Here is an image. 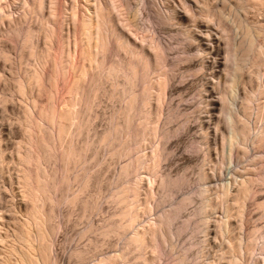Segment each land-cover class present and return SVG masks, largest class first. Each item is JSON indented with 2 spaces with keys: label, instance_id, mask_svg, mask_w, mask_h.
I'll return each instance as SVG.
<instances>
[{
  "label": "bare ground",
  "instance_id": "bare-ground-1",
  "mask_svg": "<svg viewBox=\"0 0 264 264\" xmlns=\"http://www.w3.org/2000/svg\"><path fill=\"white\" fill-rule=\"evenodd\" d=\"M27 1L25 3L29 5ZM46 1L33 0L29 6V12L43 13ZM75 1L78 2V0ZM151 1L153 7L149 5ZM177 1L179 8L174 6L171 0H86L83 5L81 4V7L78 3L73 6L70 14L76 27L74 41L77 48L76 57L74 59L70 57L71 60H67L68 57L65 59L64 56L66 52L63 49L64 38H57L56 35L55 18L57 17L55 16L57 8H59V0H48L49 16L46 18L43 16L39 26L40 31L45 34L43 35L46 37H44L45 42L49 41L44 50H39L35 45H28L29 42H32L30 41L31 37L33 39L31 31L24 35V39H21V33H17V31L15 33L7 31L9 35H13V37H9L11 43L17 45L21 39L20 60L25 57L24 55H28L35 57L38 61L32 72H19L15 75L16 79L14 80L17 81L15 92L27 97L29 96L28 92L41 87L44 79L49 81L47 65L51 55H53L52 66L54 69L52 79L55 80L56 89H53L52 82L53 88L50 90V97L46 98L48 104L40 106L38 110L35 109V100H33V104L28 103L31 105L25 102L26 108L24 112L22 111L24 115L21 113L24 118L21 122L23 126L19 125L26 137L24 140L27 142L28 149H25L27 152L24 153H26L27 160L36 162V169L31 172L26 170L28 173L26 172L24 180H26L28 196L32 203L29 211L31 219L28 222L32 221L37 227L36 234L39 244L35 249L38 254L34 253V255L32 251L34 243L32 245V240L29 238L30 229H26L27 226L23 227L18 223L14 230L16 231L14 236L22 248L18 249L15 243L6 247L8 249L5 253L10 255H4L1 264H56L51 255L53 237L57 231L49 224L48 221L51 220V217L48 216L51 213L54 215L53 209L62 205H69L70 212L81 211L79 220L82 224L85 223V219H89L91 227L87 231L83 228L79 231L80 235H87L89 239V247H87L89 259L100 254L101 264H173L168 263L167 257H163L161 249L163 247L173 249L179 245L181 229H185L187 207L191 209L193 201H191V205H187L188 199L177 197V203H175V191H173L175 175L169 173V167H167L169 165L167 149L172 144L169 139V117L164 116L162 111L161 115L157 112L165 123L160 126L161 119L156 118L157 116L155 118L152 116V118L144 107L150 105L153 100H165L172 96V93H176L178 90L173 91L176 89H174V79H177L178 88L179 85H185V83H178V80L182 78L181 69H187L185 65L194 64L191 57L195 54L202 55L197 62L195 61L200 67H189V69L199 68L201 71L207 69L209 73L211 70L215 73L221 69V73L228 78L225 77L221 83V77H219V81H213V85L217 83L221 87L227 82L228 85L225 90L217 91V93L213 91L214 88L210 90L213 85L210 88H206L205 85L206 93L201 98V103L206 109V114L203 113L205 115L204 119L202 118L203 121L199 119V113H197L199 109L194 115L183 118L187 121L193 118L198 122L197 126L204 131L201 134L203 141H207L211 137V133H209L211 127L223 128L221 137H217L221 141L217 165L212 168V171H207L206 161L203 158L199 168L201 173H198L197 177V193L203 195V199H201V205L195 203L196 217L191 219V227L185 229V233L188 231L191 236V231L195 229L197 235L203 237L201 245L213 238L216 243L219 242L217 235H220L221 239L225 240V246L221 249V259L227 261L228 264H264V257L259 258L263 253L261 243H263L264 235L261 227L264 223H253V219H251L253 217L251 207H257L264 219V107L257 105L256 91H248L244 87L243 92L240 90L241 84H245L246 80H252L251 76L245 72L247 64L252 62L254 56H261L259 59H264V38L260 42L257 41L256 37L259 34L257 25L255 26L239 16L236 19L238 21H235V16L233 19L237 25L235 33L237 34L239 31L238 39H236V34L233 33L235 25H229L227 21H223L219 12L217 13V9H219L225 15L223 7H219V0H201L203 1L202 5H199L201 2L199 0ZM231 5L233 7L238 5L244 10L264 5V0H238L237 3L234 0ZM145 9H153V13L159 15L153 21V26H151V13ZM131 12L136 19L134 21L129 18ZM116 13L119 16L121 14L123 21H119V23H123V30H131L132 33L131 31L129 33L137 41L140 40L137 45L132 43L127 31L121 33L122 36H117L115 33V29H117ZM228 13L229 15L233 13L232 7ZM184 23L185 25H183ZM215 25H219V27H215ZM187 26L190 29L187 30ZM212 27L215 31H221L219 37ZM162 30L179 33L182 41L185 39L198 41L201 53H197L191 47V53H183L181 58L185 61V65L178 63L170 65L171 61L169 62L167 58L170 55L168 52L170 44L161 35ZM57 39V44L54 45ZM223 45L225 48L222 47ZM26 49L28 50L24 51ZM0 51L3 54L7 53L6 57L11 55L3 47ZM15 53H17V47H15ZM11 57H15V55H11ZM125 57L127 58L125 59ZM2 59L0 58V60ZM15 61H17V57H15ZM14 70L17 73V69ZM49 71H51V67H49ZM153 75H156V82L150 80ZM15 77L13 76V78ZM257 77L262 80L263 75L260 71L257 72ZM66 78L68 84L64 89L60 86ZM58 84H60L59 87ZM43 85L47 89L50 87H47L45 82ZM258 85L261 88V83ZM214 93L215 95H213ZM101 97H105V103ZM67 100H69L68 103ZM103 109L107 111L105 115L95 113V111H103ZM167 110L169 111V109ZM218 111H221V117H224V121L221 119L223 125L219 122L212 123V125L211 122L217 119L215 113ZM179 117H173L171 121H177L180 119ZM253 121L258 123L255 134ZM205 124L207 127L203 129ZM44 131H47V134ZM147 133H151L150 137L155 138V143L151 145V151H153L151 157L153 158H148L147 161V163L150 161L149 164L144 161V157H141L145 152L141 149L143 143H140L141 141L147 142L145 139ZM147 137L149 138L148 134ZM197 145L199 147L196 150L211 146L209 143H199V141ZM239 150H241V155H239ZM259 151L262 153L261 157L257 155ZM89 153H95V155L91 157ZM253 153H255V157H253ZM202 155L205 157L204 154ZM207 155L211 156V152H208ZM47 157H49V161L53 159L52 161L59 164L56 166L61 168L59 169L63 172L61 175L57 169L54 172H48L43 167ZM247 157H251V159H247ZM122 159L125 161L121 164ZM245 159L251 161V164L246 167ZM227 161H229V166L235 165L237 176L233 175V170L230 169L229 182L220 185L218 182L223 176V171L225 167L228 168ZM145 163L155 185H157L155 179H159V189L153 190L155 191L153 193V197H155L153 202L156 203L155 210L151 207L147 212L149 214L155 211L151 218L153 220L150 219L151 226L147 228L145 226V229L143 227V230L137 231L135 227L140 218V214L138 215L139 172L145 167L142 165ZM72 164H76L75 169H71V175H69L67 171ZM239 164L243 165V169H239ZM53 167H55V163H53ZM178 168L179 165H177ZM97 171H101V173L97 175ZM57 175L63 179H59ZM101 177H105V179H101ZM212 179L213 181H211ZM209 181L213 183H209ZM63 185L67 189H63ZM215 187H218L215 189L216 196L211 197L210 190ZM73 189H75V193H73ZM61 193L67 195L63 201L59 196ZM177 195H181V193H177ZM103 199L115 205V211L119 212H114L103 227L98 229L92 224V217L101 209ZM169 199L173 201L171 205L167 203ZM47 201L53 206L49 215L46 214L44 208ZM77 201H83V203L79 205ZM213 201H217V203H213ZM157 207H161L158 215ZM163 207L173 208L163 211ZM219 207L222 210L225 209L224 217L221 219L212 216V212L219 210ZM235 207L237 208L234 211L237 210V213L239 211L241 217L238 216L234 219L233 208ZM146 210L144 209V212ZM197 217H201V219L197 221ZM27 225L31 228L29 224ZM211 231H214L215 235H211ZM235 231H237V235ZM91 235L95 237L93 241H91ZM20 245L18 246L20 247ZM97 247H99V253H97ZM148 247L154 249V258L143 255ZM81 251L83 248L71 252L69 261L75 257L81 259ZM15 253L19 254L16 263L11 260L12 257L10 258ZM185 253H187V257L179 264L190 263L193 253L187 247H185ZM225 255L231 258L225 259ZM208 264L217 263L213 260V263Z\"/></svg>",
  "mask_w": 264,
  "mask_h": 264
},
{
  "label": "rangeland",
  "instance_id": "rangeland-1",
  "mask_svg": "<svg viewBox=\"0 0 264 264\" xmlns=\"http://www.w3.org/2000/svg\"><path fill=\"white\" fill-rule=\"evenodd\" d=\"M25 1L27 0H0V49L1 47H3L5 51H9L11 55H15V57H17V61H15V57H11V55H8L6 57L7 53L3 54L0 51V58L1 59L3 58L2 60H0V65H1L0 66V137H1L0 138V264L2 263L4 259L3 257L10 255V254L6 255L7 249H8V248L6 249V247L10 246V244L15 243L18 249L22 248L21 245L18 244L19 242L17 241L16 236H14L16 235L15 233L16 231L14 230H16L18 223H20L19 224L20 226H23V227L27 226L25 228L30 229L29 238L32 240V241L30 240L31 244L33 245L34 243L33 245L34 249L32 251H33V254L34 253L38 254L37 249H35L37 248L36 246L39 244L38 236L36 234L37 227H35L36 225L33 224L32 221H30V223L28 222L31 219L29 211L31 209L30 207L32 206V203H30L31 199H29V196H28L29 195L28 187L25 183L26 180H24V176H26L28 171L31 172L36 169L35 167L36 162L35 163L34 161L33 162L31 161L32 163L28 162L26 153H24V152H27V150L25 149H28V147L26 146L27 142L25 141L26 140L25 134L23 135L24 132L23 130H21L22 129L21 126H23L21 125V122L24 120L22 116L24 115V113H22V111L24 112L26 108V103L28 104L31 102V104H33V100H35L36 110H38L40 106H46L48 104L47 99H49L50 97V90L53 88V84H54L53 89H56V86L54 83L55 80H53L54 78L52 79L54 75L53 74L54 69L52 66L53 55H51L49 57V62L47 65V69H48L47 72L49 73V81L47 82V80L44 79L42 84L40 85L41 87L39 86L40 87L39 89L34 88L30 92H28L29 96L27 97L21 96L20 94L15 92L16 82H17L14 80L16 79L15 75H17L19 72H22V73L32 72L34 70V66H36L38 62L35 57L28 56V55H24L25 57L20 60L21 58L20 55L22 52L21 51L22 50L21 39H24L23 38L24 35L28 31H31V33L33 34V39L31 37L30 41L32 42H29L28 45L30 46L35 45V47H38L39 50H44L48 46V43H49V41L45 42L46 37L45 36H44L45 38L43 37V35L45 34L44 32L42 33L40 31V27H39L41 24V21L43 20V16L45 18L49 16L48 15L49 14L48 0L45 2V9L43 11L44 14L43 13L37 14V13H33L32 11L29 12L30 11L29 6L30 4H32L33 0L27 1L29 5H26ZM85 1L86 0H82V1L78 0V2L76 3L75 0H59V5H58L59 8H57L56 16H55L57 17L55 18L56 19L55 25L57 26L56 35H57V38L61 37L62 39L64 38L65 40L63 49L66 51L64 56H65V59L66 57H68L67 60H71V58L74 59L76 57L75 52L77 49L75 41H74L76 38L75 37L76 27H75L74 21L72 17L70 16V14H71L73 6H76L79 3L81 7V4L83 5ZM171 1H173L174 6L179 8V2L177 0H171ZM233 1L234 0H219V7H223V10L225 11V15H227V17H225V15H223V11H219V9H217V13L219 12V15L223 17V21H227L229 25H235V21H238L236 20L238 19L237 16L245 18L248 22L255 24V26L257 25L256 26L258 30L257 33L259 34H257L256 39L259 42L262 41L264 38V5H261L259 7H249L243 10L240 7H238V5L237 6L235 5V7H233V5H231ZM201 2L199 3V5L203 4V1ZM237 2L238 0H235V3ZM62 4L63 6H61ZM149 5L153 7L152 1L151 3H149ZM209 5H211V3H209ZM231 7L233 8V13L229 15L228 11L230 10ZM62 9L63 10L65 9V10L63 11ZM145 11H149V13H151V26H153V21H155V19H157L159 15H155V13H153V9H145ZM67 14L69 15V18ZM116 14H115V18L117 20L116 21L117 29H115V33H117V36H120L121 33H125L127 31L128 34L127 33L126 34L128 35V37H130L132 43L134 45L135 44L137 45V43L140 42V40L137 41V39H135V37L131 35L132 33L131 30L129 29L126 31L123 30L124 29L123 23H119V21H123L121 19V14L120 16L118 15L119 13L117 15ZM235 16H236L235 21H233ZM129 18H131L133 21L136 20L134 19L132 12L129 13ZM183 25H185V23ZM188 27L189 26H187V30L190 29V27L189 28ZM215 27H219V25H215ZM236 28H237V25L233 27V33H235V31L237 30ZM7 31H9V33H15V31H17V33H21V39H19V43H17V45H15V43H11V39H9V37H13V35H9ZM129 31H131V33H129ZM213 31H215V29H213ZM219 33H221V31H215V34L217 35V37H219ZM237 34H239V31L237 32ZM237 34L235 35L236 39H238V36H239V35L237 36ZM161 35L170 44L169 49H168V52L170 53V55L169 57H167L169 62L171 61L170 65H173V63L185 65L186 64L185 61L181 60V58L183 56V53H191L190 51L191 47H193V49H195L197 53H201L200 51L201 46L196 40L189 41L185 39V41H182L181 35L179 33H173V31L171 32L170 30L167 32L162 30ZM204 35H206V33H204ZM5 37H7V39H5ZM57 41L58 39L55 40L54 45L57 44ZM188 44L190 45V48ZM15 47H17V53H15ZM222 47L225 48L224 45ZM27 50L28 49L24 51H27ZM121 54L123 55V53ZM201 56L202 55H199V54L193 55V57H191V61H194L193 63L195 65L194 64H193L194 66L185 65L187 69L186 68L181 69L182 78L178 80L179 81L178 83H185L186 86L179 85V88H180L179 89L177 87V79H174V84L176 85V86L174 85V89L175 88L176 89L173 91L178 90L176 93H172L173 95L170 96L168 99H165L166 101L164 99L161 101L153 100L152 101L153 103L151 102L150 105H147L146 107H144L145 111H147L151 115V117L153 116L155 118L157 116L156 118L161 119V116H160L161 113H164L163 114L164 116L167 115V117H169V139H171L172 144L167 149V153H169V157H167L168 159L167 161H169V165H167V167H169V173H173V175H175V187H173V191H175V203H177V197H179V199H185V200L188 199L187 205H191V201H193V204L191 205V209L187 207V217H185V229H189V227H191V219H193V217H196L195 216V203H197V205H201V199H203V195H199V193H197V190H198L197 177H198V173H201V171H199V168L201 167V164L204 160L203 158H205V161H206L205 167L207 168V171H212V168L217 165V155L220 152L219 149H221V141H219L217 137H221V131H223V128L221 127V129H219V127H211V129H209V133H211V137H209L207 141H203V135L201 134L204 131H202L200 127L197 126L198 122L193 118H190V121H187V119H183V118L185 116L194 115L195 112L199 109L197 113H199V119L203 121L204 119L203 116H205L204 114H206L205 113L206 109H205L204 104L201 103V98L206 93L205 89L207 87L210 88L211 85H213V81H219V77H221V83H223V79H225V77L228 78V76L223 75V73H221V69L215 73H213L212 70H211V73H209L207 69L203 71H201L199 68L189 69V67H200L196 64V62L201 58ZM127 57H125V59ZM259 57L261 56H254L252 62H250V64H247L245 72L247 73V75L251 76L252 80L251 81L246 80L245 84H241L240 90L241 92H243L245 88L248 91H252V90L254 92L256 91L257 92L256 103L257 105L264 107V83H263L264 59H259ZM3 65H5V67H3ZM15 65H17V67H15ZM49 67H51V71H49ZM14 69H17V73H15ZM258 71H260L261 75H263L262 80L257 77ZM13 76L15 78H13ZM150 80L152 82H156L155 81L157 80L156 75H153V77H151ZM44 82L47 83V87L50 86L49 89H47L45 85H43ZM67 82H68L67 78L64 79L63 82H61L62 84L60 83L61 84L60 87L65 89L67 87L66 85L68 84ZM260 83L262 85L261 88L258 85ZM60 84H58V87ZM205 85H206V88H205ZM227 85H228V82L225 83V85H221V87H219V85L215 83V85H213V87L210 88V90L214 88L213 91L217 93V91L225 90ZM200 91L201 93H199ZM213 95H215V93ZM101 99H103V103H105V97H101ZM23 102L24 103L26 102V103L24 104ZM68 102L69 100H67V103ZM173 103H175V105H173ZM31 104H28V105H31ZM68 105L69 104H67V106ZM103 107H105V105H103ZM165 107H167L169 111L165 109ZM68 108H70V106H68ZM157 108H159L160 110L158 109L157 111ZM157 112L160 115H158ZM218 112L215 113L217 115L216 116L217 119L212 121L211 124L218 123V122L221 123V119H223L224 121V117H221V111H218ZM95 113H97V115H105L107 111L103 109V111H95ZM179 115L181 116L179 117ZM173 117H179L180 119H177V121H171ZM17 120L18 121L20 120L19 121L20 124ZM205 120L207 121V119ZM90 125H93V123H90ZM161 125H165V123H163V119H161L160 126ZM221 125H223V123H221ZM253 126L255 128L254 130V134H255L257 131L256 127L258 126V123L253 121ZM205 127H207L206 124L203 125V129H205ZM44 132H46L47 134V131H44ZM147 134L149 135L150 139L147 137ZM147 134L145 136V139H147V142L146 143L145 141L140 142V143H143V145H141V149H143V151L145 152L143 153L141 157L145 158L144 161L146 163L148 161V158L149 159L153 158L151 157L153 156V151H151V145L155 143V138H153V136L150 137L152 134L151 133H147ZM198 141L199 143H209V145L211 146L203 147V149L196 150L199 147V145H197ZM236 151L235 153H237ZM208 152H211V156L207 155ZM202 154H204L205 157H203ZM89 155L93 157L95 153H89ZM145 155H147V157H145ZM199 155H202V156L198 157ZM239 155H241V150H239ZM257 155L261 157L262 155L261 151H259ZM21 156L26 157V158H22ZM253 157H255V153H253ZM48 159L49 157L45 159V163H43V167H45V169H47L48 172L50 171L54 172L57 169L60 172L59 175H61L62 170L61 171L59 170L61 168H57L59 164L52 161L53 159H51V161H49ZM99 159H101V157H99ZM247 159H251V157H247ZM247 159H245V161H247ZM124 161L125 160L122 159L120 163L122 164ZM28 163H29V166H28ZM53 163H55L56 168L53 167ZM146 163L142 164L145 167H143L139 172V180H140L139 181L140 183L139 191L140 192L138 196V203H139L138 215L140 214L139 215L140 218H139V221H137V225L135 227L137 231H141L145 229V226L146 228L151 226V221L153 220L151 218L154 216L153 214L155 213V211L149 214L147 212L149 208L151 207H153V209L155 210L156 203L153 202V199H155V197H153V193H155V191L153 190L159 189V179H155V181H157V185H155V183L153 182V179L151 178V172H149V169H146L147 164H149L150 161L149 163L147 164ZM228 163L229 161H227V166L229 168L231 165L229 166ZM249 164H251V161H247V163H245V167L248 166ZM75 165L72 164L70 166L69 171H67L69 175H71V169H75ZM173 165H175V167H173ZM177 165H179L178 169H177ZM238 166H239V169H243L242 167L243 165L239 164ZM228 168L225 167V170L223 171V176H221L218 182L220 185L222 183L229 182L228 173L230 169L233 170L232 171L233 175L237 176V174L235 173V169H234L235 165H232L231 168H229V170ZM99 173H101V171H97V175H99ZM181 174H186V175H181ZM209 174L211 175V173ZM60 177L61 176H58L59 179H63L62 177L61 178ZM101 179H105V177H101ZM67 181L69 180L67 179ZM211 181H213V179ZM209 183H213V182L209 181ZM73 187H75V185H73ZM216 188L218 187H215L212 190H210L211 197L216 196L215 195ZM63 189H67V187L63 185ZM73 193H75V189H73ZM177 193H181V195H177ZM59 196L61 197V201H63V199L67 197V195H65L64 193H61V195ZM207 199L209 201L208 197ZM47 203H45L44 208H45L46 214L49 215V211H51L53 206L51 205V203H49V201H47ZM77 203L81 205L83 201H77ZM101 203H102L101 209L92 217V224L95 226V228H98V229L103 227L105 222L114 214V212L115 213L119 212V211H115L116 210L115 205L107 202L105 199H103ZM167 203L171 205L173 201L169 199ZM213 203H217V201H213ZM172 208L173 207H163V211L171 210ZM236 208L237 207L233 208V211ZM117 209H119V207H117ZM144 209H147L146 212H144ZM159 209H161V207H157V215L159 214ZM53 211H55L54 215L53 213H51V215L49 216L47 215V216L51 217L50 218L51 220H49L48 222L51 225V227H55L57 231L55 236L53 237V246H52V255H51L53 259L56 261V264H101L100 254H96L89 259V253H87V247H89V239L87 235H80L79 233V231L82 228L85 229V231H87V229L91 227V223H89V219H85V223L82 224L81 221L79 220L80 219L79 217H81V211L70 212L71 207H69V205L67 206L62 205L58 208L55 207ZM207 211H209V209H207ZM236 211L237 210H235L233 213L234 219L235 217H238V216L241 217L239 215L240 212L238 211L237 213ZM150 212H151V209H150ZM224 214H225V209L222 210L221 207H219V210L212 212V216L217 219H221L222 217H224ZM28 215L30 218L28 217ZM91 215H93V213H91ZM251 215L253 216L251 217V219H253V223H261V222L264 223V219L263 217H261V211H259L257 207H251ZM199 219H201V217H197V221H199ZM234 219L232 220L234 221V224L237 225ZM237 221H239V219H237ZM31 223L33 224L32 226L30 225ZM22 224H25V225H22ZM27 224H29L31 228H29ZM57 227H58V230H57ZM211 227H213V225H211ZM172 229H173V225H172ZM185 229H181V241H179V245H177V247H173V249H167V247H163V249H161V253H163V257H167L168 263H173V264L181 263V261H183V259L187 257V253H185V247H187V248H190L191 252L193 253L189 264H208V263H213V260H215V263L217 264H228L227 261H224L223 259H221L222 258L221 249L222 247L225 246L224 238L221 239V236L217 235V239H219V242L217 241L216 243L213 238L207 241L206 243H204L203 244L204 246H203L201 245V239H203V237H199L195 229L191 231V236L188 234V231L187 233H185ZM261 231H263V235H264V225L263 227H261ZM235 234L237 235V231H235ZM31 235H32V238H31ZM195 235H197V237H195ZM211 235H215V232L211 231ZM93 239H95V237L91 235V241H93ZM16 243L20 245V247ZM81 248H83V251H81V259H77V257H75V259H71V261H69L70 253L76 249H81ZM261 249H263V253H264V239H263V243H261ZM153 250L152 248L149 249L148 247L147 249H145V253H143V255H145V257L154 258L155 251ZM109 251H111V249H109ZM97 253H99V247H97ZM263 253H261V257L259 258L264 257ZM15 254H12V256H10V258L12 257L11 260L14 263H16V261H18L19 259V254L18 253H17L18 255L16 254L18 257ZM226 258L230 259L231 257H228V255H225V259ZM87 259L89 260L87 261Z\"/></svg>",
  "mask_w": 264,
  "mask_h": 264
}]
</instances>
